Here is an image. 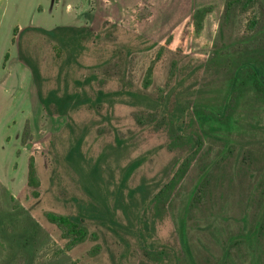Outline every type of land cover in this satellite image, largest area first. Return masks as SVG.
<instances>
[{"label":"rangeland","instance_id":"obj_1","mask_svg":"<svg viewBox=\"0 0 264 264\" xmlns=\"http://www.w3.org/2000/svg\"><path fill=\"white\" fill-rule=\"evenodd\" d=\"M259 56L264 0H0V264H264V101L231 97L194 153L173 118L218 112ZM80 206L101 216L68 249L45 213Z\"/></svg>","mask_w":264,"mask_h":264},{"label":"trees","instance_id":"obj_2","mask_svg":"<svg viewBox=\"0 0 264 264\" xmlns=\"http://www.w3.org/2000/svg\"><path fill=\"white\" fill-rule=\"evenodd\" d=\"M63 28H58L56 30H40L44 34L50 37H56L58 33ZM63 31H65L63 29ZM83 29L79 32L82 34ZM84 30L83 32H85ZM229 87L226 92V95L223 99V103L220 107H218L216 113H212V115L206 114L205 112H199L197 110H193V105L187 104L183 107V111L174 115V126L175 129L181 132V136H186L183 134H187L191 141L190 153H194L199 148L201 144L200 138H194L193 134H195L196 130L201 131V126L205 123L208 124L213 131L216 127L215 121L223 120L226 117L227 109L230 104V98L236 96L237 98L241 96L243 92L250 91L253 92L256 96L260 97L264 101V56H259L257 58L247 57L242 59L235 67L233 75L229 81ZM68 100L73 99L72 96H67ZM55 100L56 105H62V102L58 101V98L55 96V91L50 90L47 96L44 98L46 104H50ZM67 100V101H68ZM59 102V103H58ZM219 125H222L221 121L218 122ZM189 131L185 133V129ZM79 149V141L72 147V153L77 152ZM141 163V159H135L132 161L126 168L124 175L122 177V182L126 180L129 174ZM27 184L29 186H38V178L36 176V170L34 166V159L32 157L29 158L27 164ZM187 168V160L186 163L182 164L178 169L179 176H182ZM174 180L171 179L168 183H166L162 189L158 191L157 194L154 195L156 200H160L163 196L165 190L173 187ZM137 189H141L138 187ZM134 190H132L133 192ZM46 219L48 222L54 224L60 230L61 238L66 240V247L71 249L76 245L84 242L89 238V230L86 226L85 219H94L99 218L101 216L99 210L88 209L85 206H80V209L75 214H58L54 212H46ZM114 223V222H113ZM118 225L117 223H115ZM145 227L139 228L137 231L138 242L140 243L142 249L152 255H158V259H163L169 256V248L163 244H154L153 242H149L145 237ZM181 240L184 245L185 250L189 253L188 245L185 238L184 228H181ZM154 254V255H153ZM174 257V256H173ZM176 264V263H174Z\"/></svg>","mask_w":264,"mask_h":264}]
</instances>
